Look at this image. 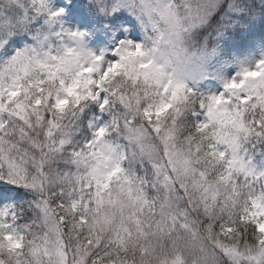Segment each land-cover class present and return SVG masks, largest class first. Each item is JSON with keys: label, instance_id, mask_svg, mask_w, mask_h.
<instances>
[{"label": "snow or ice", "instance_id": "1", "mask_svg": "<svg viewBox=\"0 0 264 264\" xmlns=\"http://www.w3.org/2000/svg\"><path fill=\"white\" fill-rule=\"evenodd\" d=\"M258 46L264 0H0V264H264Z\"/></svg>", "mask_w": 264, "mask_h": 264}, {"label": "rangeland", "instance_id": "2", "mask_svg": "<svg viewBox=\"0 0 264 264\" xmlns=\"http://www.w3.org/2000/svg\"><path fill=\"white\" fill-rule=\"evenodd\" d=\"M95 41V35L89 31L88 36H87V44L88 47L97 52L98 54L105 51V49L101 46V47H97L94 43ZM209 43H211V41H209ZM260 55H264V46H258L254 52L251 53H245L243 55L240 54H236L234 56V62L228 64L225 66V68L227 70H229L230 72H235L237 70V64H241V63H250L252 60L259 58ZM195 70V68L193 69ZM206 71L209 73V76L212 78H215L217 76L218 73V69L215 68L212 64H209L206 66ZM229 71H225L223 73V75L225 77H227L229 75ZM217 82L219 83V80H217ZM201 84H203V81H201ZM201 91H208V89L206 88H201ZM251 147V145L249 146ZM259 148L256 149L257 153L259 152L258 150ZM259 158V157H258Z\"/></svg>", "mask_w": 264, "mask_h": 264}, {"label": "trees", "instance_id": "3", "mask_svg": "<svg viewBox=\"0 0 264 264\" xmlns=\"http://www.w3.org/2000/svg\"><path fill=\"white\" fill-rule=\"evenodd\" d=\"M259 150V149H258ZM260 151V150H259Z\"/></svg>", "mask_w": 264, "mask_h": 264}]
</instances>
